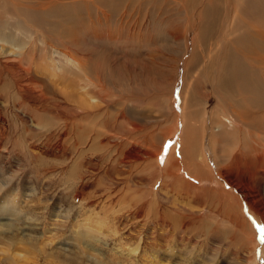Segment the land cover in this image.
Returning a JSON list of instances; mask_svg holds the SVG:
<instances>
[{
	"label": "bare ground",
	"instance_id": "obj_1",
	"mask_svg": "<svg viewBox=\"0 0 264 264\" xmlns=\"http://www.w3.org/2000/svg\"><path fill=\"white\" fill-rule=\"evenodd\" d=\"M29 1L37 8L48 7V4H44L46 0ZM101 1L102 0H86V18H84L85 21L82 23L83 27L81 28L82 32L87 33L86 38L88 44L91 46H95L97 43L104 41L114 42L112 33L106 32L104 29L109 21L108 16L110 14H106L103 8V2ZM108 2L110 4V1ZM146 2H148V0ZM174 2L177 5L176 7L179 8V12L182 13L186 19L189 18L190 22L187 27L177 26V24L170 27L168 21H166L165 24L162 22L163 20L160 22V16L163 14L164 8L159 5L153 6L151 9H145L146 12L149 11V26L152 25L156 27L157 30L147 27L146 29L139 28L130 30L129 26H127L125 28L119 27L118 31L121 32L124 29L126 31L127 40H129V42L132 40L138 43L144 41V38H147L150 43L156 34L164 35L167 38L170 52L178 54V52L180 53V50H182L184 55L180 57L186 58L188 56L182 69L178 66L179 61H176V58L163 59L160 60L159 63L155 57H149L144 64L138 65V68L142 70L141 72L145 71L143 72L144 77L142 78L144 82H157L158 85H164V83L177 85L179 87L177 93L180 95L179 100L180 103H182L185 95L184 88L189 89L186 86L188 81V79L186 80V75L190 70L194 73L205 71L212 85V93H210V95L212 98L216 97L215 100L222 104L220 107L223 110L216 109L217 111L211 114L206 111L199 112L198 97H195V94H197L196 91L193 92L195 94L192 93L190 98L187 99V103L191 110L188 116L185 109L186 105H184V110L182 109V114L184 115L180 114L181 117L177 119H174L175 115L169 116L166 127L162 130L160 127L156 135L152 134L147 138L140 133L135 134V132L141 129L139 130V128L135 126L136 124H129L123 114H120V116L113 121L110 120V116L107 118L106 114L109 107L105 95L102 99L99 98V101H96L89 95V99L93 100L94 103L90 104L87 102L88 97L86 98L85 96L88 94V91L85 88L89 87V84H91L88 67L93 63L91 60H88L87 56L77 54L71 55L68 61L73 64L74 68L77 66L80 67V71L82 70L83 74V81L86 80L87 82L85 83L82 81L79 82L81 83L80 85L78 84V88L81 90V101H79V105L65 102L58 103L55 99V102L50 103L48 99L44 98L46 94L44 95L41 91L21 85L16 87L13 83V88L17 91L18 95L24 96V98L31 103V107L35 113L34 115H37L38 111L42 110L47 116L45 122L37 120L39 118L31 120V117H25L22 120L24 123L27 121L30 123L31 121V124L35 125V127L38 126L42 128H45V125H48L50 120L61 122L64 131L62 129V131L58 130V132L53 131L49 133V136L45 135L46 138L44 137L45 145H50V153L42 150L43 148L40 147L41 144L35 147L40 156H43V154L53 155L54 158L65 156L66 147L64 148V144L71 138L74 143L69 141V147L75 149L72 153L73 155L75 154L74 158H77L80 149L82 151V149L86 150L89 148L88 139L91 138L89 137L87 139L85 136L83 137V131H78L79 128L77 129L76 126L77 124L83 127L91 125L94 126L92 128L93 130L97 128V130L102 132L106 139V141L104 140L105 142L99 140V143L104 144V146H110L116 154L114 159L117 161V166L115 168L118 169V171L125 174V169H129L130 171L133 168H143L142 176L138 175L140 178H130V174L126 172L128 175L127 179L130 178L132 181L134 180L135 184L141 188V191H137L138 193L133 196L128 207L131 209V215L137 218L144 216L149 223H152V221L155 222L159 227V235L156 233L157 231L153 232L157 235L156 237H152L156 242H151V245H148L144 235L142 233H137V237L135 236L127 245L130 253H135L134 255L128 254V258L135 260L138 257L136 253H138L139 256L142 252L146 254L151 247L155 249L152 258L162 259L166 264H182L184 262L189 264L191 260L193 264H256L257 261L258 264H264V232L262 242L257 243L249 222L242 214V207L240 205L242 199L246 201L250 211L262 219L264 228V0H174ZM200 4L201 8L194 11ZM14 6L16 5L14 4ZM248 10L253 11L255 17L253 21H249L247 18L246 13ZM178 17L180 16L178 15ZM132 19L134 18L132 17ZM219 19L221 20L220 25L217 24ZM69 20L72 21L73 25L71 30L73 37L72 43L79 49L83 44L79 43V40L76 39V34L80 32L76 28L74 17L70 16L68 21ZM119 25L121 24L119 23ZM190 36H192L191 41ZM94 50L95 49L90 47L88 52L90 53ZM10 55H12V57H18L14 53H9L7 56ZM3 61L4 60L1 62ZM103 61H109L108 55L104 53L103 59L97 62L99 69L102 66L101 70L94 71L96 80L100 79L103 81L106 78L104 77L105 75L103 76L100 74L103 70V64L105 63ZM126 62L127 60L123 61L119 68L112 69L115 75L119 73L116 77H121V69H126L125 66L128 64V62ZM20 67L16 66V68L13 67L12 69L7 66L1 67L0 87L7 84L11 85L8 77H13L14 81L34 82V78L36 79L33 74L34 72L27 73L25 72L26 70L23 71ZM132 68H128L124 71L131 72L132 74ZM157 71L158 74L155 78L154 73ZM165 78H168L169 82H167ZM124 82L126 83L127 81ZM195 82L196 79L193 78L191 85ZM151 85L149 87H153ZM93 86V88L96 87L95 83H93ZM100 87L103 88L102 86ZM236 87L237 90L243 94L242 99L239 98L240 100L238 98V100L234 99L237 97L236 91L234 90ZM72 88L74 87H71V89ZM228 90L231 91L230 93L232 94L227 96L226 93L229 92ZM170 94L166 92L165 98L170 97ZM202 94L205 100L209 96V93L206 91H202ZM68 96H70V93ZM128 98L130 97L128 96L127 99ZM57 99L61 98L57 97ZM0 101H3L2 97ZM36 101L39 103L38 105L34 103ZM222 101H225V103H221ZM114 105L115 104H112V106ZM261 106L263 109L260 108ZM101 111H103V113L99 114ZM104 112L105 116L102 118ZM229 117L233 124L232 131L227 130L228 125L226 124V120L229 119ZM181 118L182 126L179 130L177 129L181 136L176 144L179 146V157H176L175 153L171 151L162 163H160L158 156L161 152V145L156 144L154 140H157V142L161 144L162 141L176 134L174 132V129L177 128L176 122ZM148 122L150 123V121ZM0 124L3 125V122L1 121ZM0 137H2V135H0ZM52 144H54V146ZM100 174L103 175L102 173ZM97 175H99V173ZM86 178L88 179V177ZM95 178H97V176ZM157 182L160 183V186L155 190L153 188ZM235 193H238L240 196H236ZM162 194L165 195L166 198H172V205L163 209L158 205L159 196ZM100 217L98 216V218ZM114 218H116V216ZM55 219L59 220V218ZM95 220L98 221V219ZM100 220L102 219L100 218ZM104 222H106V220ZM254 223L257 225L256 222ZM7 227L10 228L9 226ZM5 232L7 231L5 230ZM196 253H198V256L195 257L197 260H194L192 256ZM1 254L6 256L4 252ZM85 259L87 261V258ZM4 260L7 261V259ZM93 261L97 264L95 259ZM101 263H104V261L100 262V264Z\"/></svg>",
	"mask_w": 264,
	"mask_h": 264
},
{
	"label": "rangeland",
	"instance_id": "obj_2",
	"mask_svg": "<svg viewBox=\"0 0 264 264\" xmlns=\"http://www.w3.org/2000/svg\"><path fill=\"white\" fill-rule=\"evenodd\" d=\"M18 1H0V62L4 60L0 63V68L7 66L12 69L13 67L16 68V66H21L20 68L23 71L26 70L25 72L27 73L34 72L33 74L36 79L34 78V82L30 83L20 80L14 81L13 77H8L11 85L7 84L0 87V98L2 97L3 99L2 102L0 101V122H3V125L0 124V135H2V137H0V264H96L93 261L94 259L97 264H100V262L103 261L105 264H166L162 259L152 258L155 249L151 247L146 254H143L142 252L139 256V254L136 253L138 257L135 260L128 258V254L134 255L135 253H130L127 245L135 236L137 237V233H142L144 235L148 245H151V242H156L155 239H152L153 236H157L153 232L157 231L156 233L159 235V227L155 222L152 221V223H149L144 216L137 218L131 215V209L128 207L133 196L138 193L137 191H141V188L130 178H140L139 176H142L143 168H133L130 171L129 169H125V171L130 174V178L127 179L128 175L126 172L125 174L121 173L115 168L117 166V161L114 159L116 154L113 149L108 145L104 146V144L99 143L100 141H106L102 132L97 130V128H94L93 130L92 128L94 126L91 125L83 127L77 124L76 126L77 129L79 128L78 131H83V137L85 136L87 139L89 137L91 138L88 139L89 144L87 143L89 148L86 150L82 149V151L80 149L77 158H74L75 154L73 155L72 153L75 149L69 147V141H72L71 138H69L68 142L64 144V148L66 147L65 156H60V158H54L53 155L44 154L43 156H40L39 153H37V148H35L38 145L40 146V144V147L43 148L42 150L47 153L51 152L50 145H45L44 143L45 135L49 136L50 132H58V130L61 129L64 131V129L61 122L56 120H50V123L45 125V128L38 126L35 127V125L31 124V121L30 123L29 121L24 123L22 119L25 117H31V120L39 118L37 120L45 122L47 116L42 110H39L37 115H34L35 113L33 112L31 103L26 100L24 96L18 95L17 91L13 88V83L16 87L21 85L41 91L44 95L46 94L44 98L48 99L50 103L55 102V99L58 103L65 102L68 104L79 105V101H81V90H79L78 86L81 84L79 82L83 81V74L82 70L80 71V67L77 66L74 68L73 64L68 60H70L71 55H85L88 57V60H91L93 63L88 67L91 84H89V87L85 88L88 91V94L85 96L86 98L88 97L87 102L90 104L94 103L93 100L89 99V95H91L90 97L94 98L96 101H99V98L102 99L105 95L109 107L106 114L107 118L110 116V120L113 121L118 118L120 114H123L129 124H136L135 126H137L139 130L141 129L140 131L135 132V134L140 133L149 138L152 134L156 135L158 133L157 130L160 127L161 130L166 127L169 116L175 115L174 119L180 118V114H182L184 110V105H186L185 109L187 116L191 113L187 99L190 98L193 92L197 91V94H193H195V97H198L197 102L199 106L198 110H200L199 112L206 111L211 114L217 110H223L220 107L222 104L215 100L216 97L212 98L210 95V93H212V85L209 78H207L205 71L194 73L190 70L186 75V80L188 79L186 86L191 91L184 88L186 95H184V103H180V95L177 93L179 87L177 85H171L168 83L158 85L157 82H144L142 78L144 77L143 72L145 71L141 72L142 70H140L141 68H138V65L144 64L149 57H155L159 63L160 60L163 59L176 58V61H179L178 66L182 69L188 56L182 58L184 55L182 50H180V53L178 52V54L170 52L168 49L167 38L164 35L156 34L150 43L147 38H144V41L139 43L132 40L129 42L126 37V31L123 29L119 32L118 28L129 26L130 30L139 28L146 29V27L157 30L156 27H153L152 25H150V28L149 11L146 12L145 9H151L153 6L159 5L164 8L163 14L160 16V22L163 20L162 22L165 24L166 21H168L170 27L175 24H177V26L180 25L187 27L190 22L189 18L186 19L184 15L179 12L180 10L176 7L177 5L174 0H148V2H146L147 0H127L128 2L126 0H102L101 2H103L104 11L106 14L108 13L107 15L110 14L108 16L109 21L104 29L106 32L112 33L114 42L104 41L97 43L95 46H91L88 44L86 38L87 33L82 32L81 28L83 27L82 23L85 21L84 18H86V0H46L44 4H48V7L46 8L49 10L44 7H34L29 0ZM108 1H110V4ZM14 4L16 6H14ZM200 8L201 4L194 11H197V9L199 10ZM178 15L180 17H178ZM246 15L249 21H253L255 18L252 10H248ZM70 16L74 17L76 28L80 32L76 34V39L79 40V43L83 44L79 49L72 43L73 37L71 30L73 25L72 21H68ZM132 17L134 19H132ZM219 20L217 22L218 25L221 23V20ZM119 23L121 25H119ZM191 38L192 36H190V41ZM90 47L95 50L89 53L88 49ZM9 53H14L18 57H12V55L7 56ZM103 53L108 55L109 61H103L105 62L104 64L102 62L103 70L100 74L103 76L105 75L104 77L106 78L101 81L100 79L96 80V77H94V71L101 70L102 66L99 69L97 62H100L101 59H103ZM125 60L128 62L125 66L126 69L132 68L133 66V73L131 74V72L124 71L126 69L123 68L121 69L122 75L118 78L116 76L119 73L115 75L112 69L119 68ZM157 74L158 71L154 73L155 78ZM126 75L127 78L125 79ZM193 78L196 79V82L191 85ZM165 79L169 82L168 78ZM124 81H127L128 84ZM83 82L87 83L86 80ZM93 83H95L96 89L93 88ZM150 85L153 87H149ZM71 87L74 88L71 89ZM201 90L209 93L206 100L204 99ZM234 90L236 91L237 96L234 99H242L243 94L237 90V87L234 88ZM166 92H169V94L171 93V96L165 98ZM230 92L231 91L226 93L227 96L232 94ZM69 93L70 96H68ZM128 96L130 98L127 99ZM57 97L61 99H57ZM34 103L37 105L39 104L37 101ZM221 103H225V101H222ZM43 104L45 105L44 102ZM112 104L115 105L112 106ZM262 106L260 107L261 109L264 108V106L263 108ZM121 109L124 110H122L123 113L120 111ZM102 113L103 111L99 114ZM104 116L105 112L102 118ZM148 121H150V123ZM181 121L182 118L176 122L177 128L174 129L176 134L165 141H162L161 144L160 142H157V140H154L156 144L161 145V152L158 156L160 163H162L171 151L175 153L176 157H179V146L176 144L181 136L178 131L182 126ZM226 124L228 125L227 130L232 131L233 124L230 117L226 120ZM72 142L74 143V141ZM52 145L54 146V144ZM86 156H90L91 159ZM61 173L64 174L62 175ZM98 173L99 175H97ZM94 176H97L98 179ZM86 177H88V179ZM159 186L160 183L157 182L153 189L156 190ZM235 195L240 196L238 193H235ZM158 205H160L161 209L167 208L169 205H172V198H166L165 195L162 194L159 196ZM240 205L242 207V214L253 230L256 242L261 243L263 240V232H261V229L263 228L262 219L250 211L248 203L243 199L241 200ZM113 208L116 209L114 210ZM98 216H101L100 218L103 221L100 220ZM115 216L116 218H114ZM55 218H59V220H56ZM95 219H98V221ZM105 220L106 222H104ZM254 222H256L257 225H255ZM5 230L7 232H5ZM2 252H4L6 256H3L1 254ZM91 256L95 258H92ZM197 256L198 253L194 254L192 259L197 260L195 259ZM85 258H87V261ZM4 259H7V261ZM191 263L192 260L189 261V264ZM182 264L188 263L184 262ZM256 264H258V261Z\"/></svg>",
	"mask_w": 264,
	"mask_h": 264
},
{
	"label": "snow or ice",
	"instance_id": "obj_3",
	"mask_svg": "<svg viewBox=\"0 0 264 264\" xmlns=\"http://www.w3.org/2000/svg\"><path fill=\"white\" fill-rule=\"evenodd\" d=\"M261 232H264V228L261 229Z\"/></svg>",
	"mask_w": 264,
	"mask_h": 264
}]
</instances>
